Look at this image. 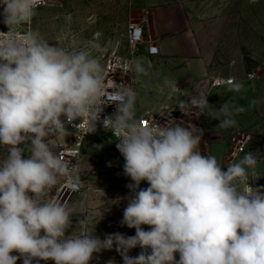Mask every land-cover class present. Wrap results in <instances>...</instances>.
<instances>
[{"label": "clouds", "instance_id": "9594fccd", "mask_svg": "<svg viewBox=\"0 0 264 264\" xmlns=\"http://www.w3.org/2000/svg\"><path fill=\"white\" fill-rule=\"evenodd\" d=\"M38 6L39 0H0L8 29L0 32V146L7 148L0 159V264L21 258L23 264H89L94 254L114 246L124 264H264V190L249 182V170L256 175L255 153L225 170L199 150L198 126L137 118L136 92L113 79L109 84L100 58L87 47L68 51L36 31L21 32ZM135 71L147 74L139 62ZM165 84L177 90L167 78ZM188 103L201 110L209 104L203 94ZM104 104L116 105L102 124L118 140L124 174L133 182L121 223L135 235H91L93 216L80 221L81 234L66 235L72 210L50 193L61 178L77 188L79 177L46 138L66 134L61 117L83 121L87 133L95 132ZM244 110L223 104L219 126H234L235 114ZM22 144L29 148L27 158ZM142 181L149 186L140 188ZM136 247L141 253L129 256Z\"/></svg>", "mask_w": 264, "mask_h": 264}, {"label": "crops", "instance_id": "0c3cea01", "mask_svg": "<svg viewBox=\"0 0 264 264\" xmlns=\"http://www.w3.org/2000/svg\"><path fill=\"white\" fill-rule=\"evenodd\" d=\"M229 21V13L222 0H163L145 9L141 25L145 42L138 45L132 56L137 117L147 112L159 113L171 106L180 108L183 101L185 106L180 108L183 125L192 123L203 130L202 149L206 151L209 148L224 149L223 143L216 145V141L222 136L219 130L224 129L219 123L224 119L220 108L225 103L230 108L242 106L245 109L235 114L236 123L228 128L249 127V131L253 130L252 94L241 88L248 80L243 73L247 61L241 49L238 46L232 48L227 40ZM148 47L154 48L155 52L149 55L146 52ZM136 62L145 68L147 74L135 71ZM216 76L230 77L234 83L224 88H209L207 80ZM166 78L176 83L175 92L165 84ZM237 84L241 85L238 90L235 87ZM201 94L207 96L209 103L203 110L188 103L192 97ZM249 134L253 137L252 132ZM103 135L97 130L91 133L85 149H90L94 139L93 146L98 141H104L106 138L101 139ZM96 181L105 183L107 179L101 177ZM148 186L146 181L140 184V188ZM130 195L131 190L125 184L117 189L97 184L85 187L82 184V192L67 205L72 210V225L66 235L81 234L83 226L80 221L93 216L92 222L87 224V232L91 235L101 239L115 233L134 236L136 230L121 223ZM142 227L146 231L150 228L148 225ZM141 251L140 247H136L128 255L136 257ZM147 251L151 253V249ZM11 255L19 256V253L14 251ZM175 258L179 259L178 253ZM110 261L112 264H124L115 246L94 254L89 264H109ZM17 264H23V258L18 259ZM39 264H54V261L41 260Z\"/></svg>", "mask_w": 264, "mask_h": 264}, {"label": "rangeland", "instance_id": "374dc122", "mask_svg": "<svg viewBox=\"0 0 264 264\" xmlns=\"http://www.w3.org/2000/svg\"><path fill=\"white\" fill-rule=\"evenodd\" d=\"M163 0H41L32 19L31 31L38 32L49 44L68 51L87 47L92 55L100 58V63L112 52L127 54L130 51L126 39L127 29L132 25L141 26L145 9ZM229 13L227 31L230 46H238L246 60L244 76L254 74L252 79L241 87L252 94L253 130L249 127L240 129H220L222 136L216 145L223 143V151L218 149L203 150L202 141L199 150L204 155L215 156L218 163L226 170L229 164L236 163L247 152L255 153L257 164L255 177L249 182L252 186L264 190V0H222ZM237 32L235 36L234 33ZM236 43V45H235ZM116 110V109H115ZM260 113V114H259ZM62 119V117H61ZM192 121V120H191ZM214 132L217 130L213 129ZM234 131L249 135L246 149L242 153L233 154L234 144L230 135ZM252 132L253 137L249 134ZM49 147L56 149L67 142L66 134H52L46 138ZM90 149L83 151L77 164V172L82 177V184L106 185L117 189L122 184L133 183L123 171L125 163L118 151L114 138L98 141ZM99 146V147H98ZM25 158L30 154L25 145ZM210 147V146H209ZM212 148V147H211ZM213 151V152H212ZM7 155V148L0 146V159ZM252 170H249L251 174ZM101 177L107 179L100 183Z\"/></svg>", "mask_w": 264, "mask_h": 264}, {"label": "built area", "instance_id": "2783aa9c", "mask_svg": "<svg viewBox=\"0 0 264 264\" xmlns=\"http://www.w3.org/2000/svg\"><path fill=\"white\" fill-rule=\"evenodd\" d=\"M41 0H39L40 3ZM0 13H2V7H0ZM32 21L29 24L22 26L21 32L31 31ZM8 29L3 23V16L0 15V32H6ZM126 39L129 45L130 51L127 54H121L117 52H112L107 55L101 61L102 66L104 67L105 72L108 74V82L110 84L113 79L117 84L130 85L133 90L134 86V77H133V68H132V56L137 51L138 45L145 42L144 30L139 25H132L127 29ZM152 47H148L146 52L151 55L155 51ZM254 74L249 72L247 73V78L252 79ZM234 83V80L230 77L216 76L207 80V86L209 88H224L230 86ZM103 110L101 112L100 120L96 123V130L102 134H107L110 138H114V135L111 131L104 129L102 121L105 117L114 114L116 109L115 104H104L102 106ZM182 110L176 106H171L168 109L159 112V113H144L137 118H142L145 120L153 119L158 124H167L168 126H175L176 124H183L182 122ZM62 120H65L66 123V135L67 142L60 145L55 154H57L61 159L68 163V167L73 170L75 176L79 177V184L77 188H71L68 186L66 180L61 178L52 190L50 195L59 200L61 203L68 205L70 200L82 192V183L81 177L77 172V164L83 156V151L86 148V142L91 133L86 132V125L83 121L76 120L72 123H67L66 118L62 117ZM116 140V139H115ZM249 137L244 135L242 132L234 131L230 135V141L234 144L233 154H238L244 152L246 149L247 141ZM118 142V140H116ZM105 190V188H102Z\"/></svg>", "mask_w": 264, "mask_h": 264}, {"label": "water", "instance_id": "95a60500", "mask_svg": "<svg viewBox=\"0 0 264 264\" xmlns=\"http://www.w3.org/2000/svg\"><path fill=\"white\" fill-rule=\"evenodd\" d=\"M110 136L107 135V134H104L103 137L101 139H104V138H109Z\"/></svg>", "mask_w": 264, "mask_h": 264}]
</instances>
